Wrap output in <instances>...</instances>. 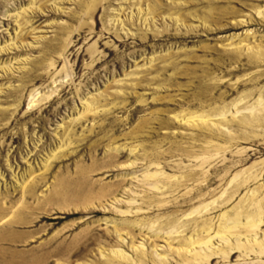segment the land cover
Returning <instances> with one entry per match:
<instances>
[{"label":"rangeland","instance_id":"1","mask_svg":"<svg viewBox=\"0 0 264 264\" xmlns=\"http://www.w3.org/2000/svg\"><path fill=\"white\" fill-rule=\"evenodd\" d=\"M0 264H264V0H0Z\"/></svg>","mask_w":264,"mask_h":264},{"label":"bare ground","instance_id":"2","mask_svg":"<svg viewBox=\"0 0 264 264\" xmlns=\"http://www.w3.org/2000/svg\"><path fill=\"white\" fill-rule=\"evenodd\" d=\"M4 49V48H3ZM61 148V147H60ZM59 149V148H58ZM59 151V150H58ZM53 158V157H52ZM26 185V184H25ZM26 188V187H25ZM239 219V218H238ZM240 239V238H239ZM239 239H238V241H239ZM254 240V239H253Z\"/></svg>","mask_w":264,"mask_h":264}]
</instances>
